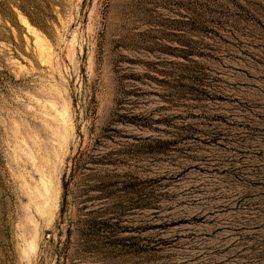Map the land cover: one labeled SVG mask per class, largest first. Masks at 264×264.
I'll return each instance as SVG.
<instances>
[{"label": "rangeland", "instance_id": "rangeland-1", "mask_svg": "<svg viewBox=\"0 0 264 264\" xmlns=\"http://www.w3.org/2000/svg\"><path fill=\"white\" fill-rule=\"evenodd\" d=\"M0 264H264V0H0Z\"/></svg>", "mask_w": 264, "mask_h": 264}, {"label": "bare ground", "instance_id": "bare-ground-1", "mask_svg": "<svg viewBox=\"0 0 264 264\" xmlns=\"http://www.w3.org/2000/svg\"><path fill=\"white\" fill-rule=\"evenodd\" d=\"M21 23L23 24V26L27 29V32H30L33 36H34V41H35V44L37 46V49L38 51L40 52L41 56H43L44 58L45 57H48L49 59V56L51 55L52 52L50 47L48 46V44L46 43L45 39L42 38V36L39 34V32L37 31V29L32 26L28 20H26L25 18H22L21 19ZM43 58V59H44ZM42 59V57H41ZM47 59V58H46ZM49 61V60H48ZM15 62V61H14ZM46 62V61H44ZM13 63V62H12ZM48 62H46L47 64ZM45 64V63H44ZM46 114V113H45Z\"/></svg>", "mask_w": 264, "mask_h": 264}, {"label": "trees", "instance_id": "trees-1", "mask_svg": "<svg viewBox=\"0 0 264 264\" xmlns=\"http://www.w3.org/2000/svg\"><path fill=\"white\" fill-rule=\"evenodd\" d=\"M65 189H66V187H65ZM66 195V194H65Z\"/></svg>", "mask_w": 264, "mask_h": 264}]
</instances>
